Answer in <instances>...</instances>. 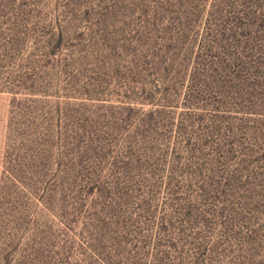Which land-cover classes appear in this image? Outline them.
<instances>
[{
	"label": "rangeland",
	"instance_id": "rangeland-1",
	"mask_svg": "<svg viewBox=\"0 0 264 264\" xmlns=\"http://www.w3.org/2000/svg\"><path fill=\"white\" fill-rule=\"evenodd\" d=\"M0 264H264V0H0Z\"/></svg>",
	"mask_w": 264,
	"mask_h": 264
}]
</instances>
